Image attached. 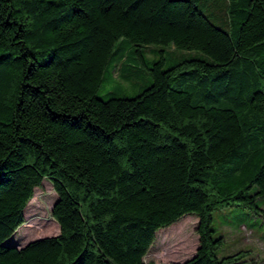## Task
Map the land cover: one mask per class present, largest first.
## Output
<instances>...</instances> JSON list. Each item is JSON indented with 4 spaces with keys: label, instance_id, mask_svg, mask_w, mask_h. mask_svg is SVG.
Here are the masks:
<instances>
[{
    "label": "trees",
    "instance_id": "trees-1",
    "mask_svg": "<svg viewBox=\"0 0 264 264\" xmlns=\"http://www.w3.org/2000/svg\"><path fill=\"white\" fill-rule=\"evenodd\" d=\"M119 41L174 59L101 99ZM45 178L58 234L8 244ZM232 205L264 219V0H0V264H154L187 214L199 243L172 264H242L212 235Z\"/></svg>",
    "mask_w": 264,
    "mask_h": 264
},
{
    "label": "rangeland",
    "instance_id": "rangeland-1",
    "mask_svg": "<svg viewBox=\"0 0 264 264\" xmlns=\"http://www.w3.org/2000/svg\"><path fill=\"white\" fill-rule=\"evenodd\" d=\"M211 9L215 14H220V7L214 6ZM116 47L117 50L104 68L102 82L96 91L101 99L134 96L151 83L148 68L154 60L161 55L164 58L163 67L166 68L174 59L171 50H163L162 54L152 50L157 46L140 48L139 53L135 52L134 45L125 41L118 43ZM56 200L52 183L43 179L41 185L34 188L33 196L26 204L24 223L5 241L20 247L31 240L58 234V223L51 217V208ZM197 223L195 215L187 214L173 224L158 229L144 261L172 264L190 258L199 243ZM211 229L213 237L222 238L216 248L218 257L244 250L248 254L242 264H264V219L248 208L232 205L214 210L211 214Z\"/></svg>",
    "mask_w": 264,
    "mask_h": 264
},
{
    "label": "crops",
    "instance_id": "crops-1",
    "mask_svg": "<svg viewBox=\"0 0 264 264\" xmlns=\"http://www.w3.org/2000/svg\"><path fill=\"white\" fill-rule=\"evenodd\" d=\"M152 247V246H151Z\"/></svg>",
    "mask_w": 264,
    "mask_h": 264
}]
</instances>
